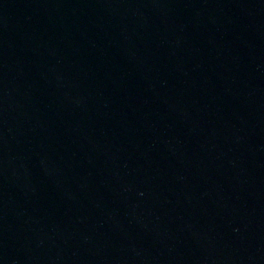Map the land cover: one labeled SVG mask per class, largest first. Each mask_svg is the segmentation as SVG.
<instances>
[{"label":"water","instance_id":"1","mask_svg":"<svg viewBox=\"0 0 264 264\" xmlns=\"http://www.w3.org/2000/svg\"><path fill=\"white\" fill-rule=\"evenodd\" d=\"M264 59V0H0V264H189Z\"/></svg>","mask_w":264,"mask_h":264}]
</instances>
